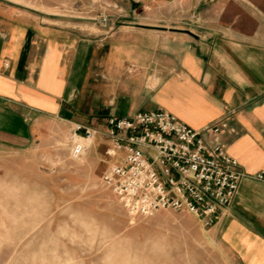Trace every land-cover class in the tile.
<instances>
[{
  "label": "crops",
  "instance_id": "1",
  "mask_svg": "<svg viewBox=\"0 0 264 264\" xmlns=\"http://www.w3.org/2000/svg\"><path fill=\"white\" fill-rule=\"evenodd\" d=\"M103 1L107 26L53 1L0 0V146L29 145L44 116L164 108L195 128L226 118L227 151L247 173L264 169V0ZM210 227L235 264H264V180L243 178Z\"/></svg>",
  "mask_w": 264,
  "mask_h": 264
},
{
  "label": "rangeland",
  "instance_id": "2",
  "mask_svg": "<svg viewBox=\"0 0 264 264\" xmlns=\"http://www.w3.org/2000/svg\"><path fill=\"white\" fill-rule=\"evenodd\" d=\"M48 1L53 12L110 23L111 5L103 0H82V7L76 0L29 4ZM150 12L172 15L171 9ZM102 16L108 22H100ZM76 123L99 130L77 157L70 138ZM34 127L29 145L0 146V264H235L211 227L190 211L128 213L102 182L118 158L107 152V120L44 116Z\"/></svg>",
  "mask_w": 264,
  "mask_h": 264
},
{
  "label": "built area",
  "instance_id": "3",
  "mask_svg": "<svg viewBox=\"0 0 264 264\" xmlns=\"http://www.w3.org/2000/svg\"><path fill=\"white\" fill-rule=\"evenodd\" d=\"M99 21L106 23L108 17ZM228 127L223 118L195 128L164 108L112 115L105 132L112 142L107 152L118 158L104 171L102 182L133 217L161 209L187 210L211 226L230 214L243 178L264 180V169L247 173L227 151L221 134ZM98 132L76 123L71 154H84L86 141ZM55 158L52 164L57 166L60 160Z\"/></svg>",
  "mask_w": 264,
  "mask_h": 264
}]
</instances>
